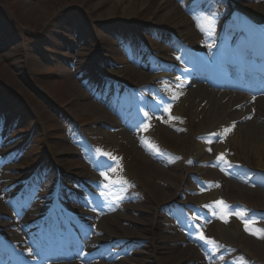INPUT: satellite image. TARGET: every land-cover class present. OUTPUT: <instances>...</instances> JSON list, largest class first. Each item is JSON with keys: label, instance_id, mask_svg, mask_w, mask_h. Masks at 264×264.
I'll list each match as a JSON object with an SVG mask.
<instances>
[{"label": "rangeland", "instance_id": "obj_1", "mask_svg": "<svg viewBox=\"0 0 264 264\" xmlns=\"http://www.w3.org/2000/svg\"><path fill=\"white\" fill-rule=\"evenodd\" d=\"M143 1H148L147 5L144 8L139 5L135 17L129 19L122 13L124 2L117 14L109 18L107 11L111 1L0 0V156L3 157L10 149L19 150L23 145L27 147L25 153L6 158L0 164V186H9L13 180L22 179V174L25 175L22 171L36 165L43 155L58 162L71 177L86 173L92 156L81 147L79 137H74L78 134L71 122L77 121L82 129L96 134L103 144L110 143L123 151L128 176L138 183L125 189L128 197L123 193L114 197L113 207L97 227L98 235L94 240L100 241L94 246L118 237L142 240L144 244L125 242L118 245V251L109 249L110 255L119 264H225L224 260L226 264H264V231H261L264 230V216L252 212L259 223L250 225L243 216L240 217L241 222H236L237 238L252 253L255 261L241 259V262H235V249L230 252V257L219 254L235 242H229L225 233L218 229L223 222L217 217L219 212L214 197H209L200 210L203 220L194 249L188 245L192 219L188 213L184 214L185 206L173 205L194 204L195 189L202 173L206 175L202 183L213 185L217 182L224 201L235 207L234 212L238 213V208L243 209L239 204L241 201L264 214V177L256 172L259 170L258 160L249 151L247 141L242 139L244 136L232 131L228 133L227 124L219 126L223 120L215 123L209 109L204 110V103H192V96L183 107V118L178 125L169 124L167 130L151 122L148 129L159 139L161 147L156 151L158 157L147 161L140 156L132 138L122 139L119 133L105 128H115V123H112L114 126L105 121L100 123L102 125L95 122L99 114L96 117L94 112L99 104L94 99L98 100L100 93L104 96L103 90H90L99 85L96 76L98 66L105 73L122 72L131 82L138 83L139 58L135 66L127 59L128 56L133 58V51L139 54L135 38L138 35L140 40H147L152 35V28L164 27L172 31V26L162 21L165 10L158 7L160 0ZM173 1L176 6L183 7L189 16L197 13L195 10L200 6L198 0H190L189 3L185 0ZM238 3L239 8L249 11L252 16L264 13L263 1L240 0ZM216 9L220 19L227 18L222 8ZM192 25L193 22H189L186 28L194 32L192 37H188H194L197 43H201L211 23L205 21L204 25ZM157 36L156 42L149 39L153 42L152 49L169 59L176 58L179 47L168 35L158 33ZM213 40L215 44L216 40ZM214 44H209L208 52ZM224 47L227 49L228 44L225 43ZM226 55H229V50ZM73 83H76L74 89ZM222 87L217 91L219 94L236 92L225 85ZM76 88L80 94L75 93ZM227 100L224 99L223 103ZM6 114L8 118H2ZM106 114L112 118L110 111ZM12 117L18 119L17 128L5 133L7 127L14 126L15 119ZM208 117L211 122L206 121ZM203 123L207 124V129H204ZM116 124H119L118 120ZM17 131L20 133L16 134ZM199 131H203L200 136L197 134ZM204 132L209 134L206 136ZM44 133L48 134L50 148L44 143ZM191 144L196 146L192 152L188 149ZM190 153L194 161L190 160ZM235 157L236 161H232ZM237 160L242 168L234 167L233 163L237 164ZM203 161L214 162V168L210 166L203 170ZM187 164H193V167ZM10 169L15 173L10 174L11 177L6 174ZM50 178L46 177L42 189L48 186ZM10 193L14 198L16 192L11 190ZM42 201L44 198L40 197L38 202ZM10 202L0 199V207L7 208ZM137 202L141 205L133 206ZM106 218L110 224L105 222ZM232 223L233 215L229 214L224 227L230 230ZM192 225L196 226L195 223ZM106 228H109L108 233ZM102 259L104 261L95 263H113L112 259Z\"/></svg>", "mask_w": 264, "mask_h": 264}, {"label": "bare ground", "instance_id": "obj_2", "mask_svg": "<svg viewBox=\"0 0 264 264\" xmlns=\"http://www.w3.org/2000/svg\"><path fill=\"white\" fill-rule=\"evenodd\" d=\"M102 3H105L107 1H111L110 9L107 11V15L109 18L113 17L117 14L118 9L120 8L121 3H125L124 7L122 8V13L125 16H128L129 19H133L138 11V6H142L143 8L147 5L148 1H141L138 0H101ZM150 1V0H149ZM234 0H229V3H232ZM160 5L158 7L163 8L165 10V14L162 16V21L170 24L172 26V31L174 32L175 36L177 38H185L188 35L194 34L193 31L186 30L188 26V17L185 14L182 7L176 6L173 0H160ZM207 12L205 16L208 15L209 10H205ZM199 17L196 18L198 20ZM261 19L264 20V17H261ZM261 20V23L259 25L260 29L264 28V21ZM234 27L229 26L226 28L224 35L229 34L233 31ZM264 39V36H263ZM254 40V38H253ZM258 55L260 57L261 61H264V45L258 46ZM199 51H202L200 49ZM189 61V60H188ZM264 68V63L260 64V69ZM249 70L252 71V68ZM152 75L151 80H158L161 77H165L168 75V71L166 69H162L160 67H152ZM139 79L138 83L143 85L148 83L147 75L144 73L138 74ZM184 85L187 84H193L191 82L190 78L187 79L185 76L184 79L180 81ZM76 83H73V89L76 87ZM194 85V84H193ZM75 93L80 94V91L76 88ZM76 94V95H77ZM186 96V97H184ZM192 96V103L197 102L201 105V103H204V110L210 111L211 115L215 118V123H217L219 120H226L225 124H228L237 120V118H243V122L236 125L234 127V132L237 134H240L244 136L242 139L247 141V145L249 148V151L254 153L256 156V159L258 160V168L261 169V171H264V97L255 99L254 104H251V97L246 96L244 94H234V93H227L223 92L219 94L216 90L208 87L203 86L200 84L195 83L194 89H189L187 91H183L181 94L180 92H176L173 99H171V106H169V110L172 114L181 115L183 113V107L184 104L190 99ZM224 99H228L227 102L223 103ZM255 109L253 111L252 109ZM229 111V112H228ZM99 114V117L97 115ZM217 114V115H216ZM94 115H96L97 119L95 121L98 122H108L113 123L114 120L109 115L106 114L104 109L100 107H96V110L94 112ZM207 122H211V119L208 117ZM220 125V124H219ZM202 126L204 129H207V124L203 123ZM201 131V130H200ZM197 132V134L202 135V132ZM207 133V132H204ZM120 135H123L124 137L128 138L125 132H121ZM241 136V137H242ZM196 146L194 144L189 145L188 149L192 151L195 149ZM167 194V193H166ZM175 193L171 195V198L174 197ZM214 196H216V193H214ZM205 196L203 193L200 194L198 203H201L204 200ZM4 208L0 207V213L3 212ZM125 218H128L125 216ZM110 219V218H108ZM108 219L105 220V222H108ZM110 224V223H109ZM218 229L220 232L225 233L226 239L229 242L233 240V242L240 244V240L237 238L238 236V226L236 223H232L230 226V230H227L225 227L218 225ZM109 228H106V232L108 233ZM241 248V246H240ZM247 249V248H246ZM244 246H242V250L246 251Z\"/></svg>", "mask_w": 264, "mask_h": 264}, {"label": "snow or ice", "instance_id": "obj_3", "mask_svg": "<svg viewBox=\"0 0 264 264\" xmlns=\"http://www.w3.org/2000/svg\"><path fill=\"white\" fill-rule=\"evenodd\" d=\"M145 115L147 116V113ZM106 179H107V177H106ZM246 230H249V229L246 228ZM261 231H264V230H261Z\"/></svg>", "mask_w": 264, "mask_h": 264}]
</instances>
